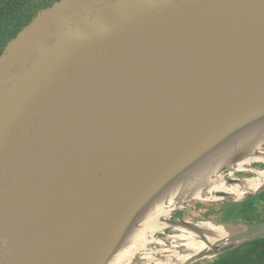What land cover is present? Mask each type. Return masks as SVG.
<instances>
[{"label": "water", "instance_id": "water-1", "mask_svg": "<svg viewBox=\"0 0 264 264\" xmlns=\"http://www.w3.org/2000/svg\"><path fill=\"white\" fill-rule=\"evenodd\" d=\"M239 115L243 128L257 126L253 143L231 145L213 178L264 163L255 159L264 154V0H57L41 9L0 54V264H100L114 220L195 164L196 150L184 155L190 146L205 139V151L243 134L217 129ZM252 171L226 178L237 188L230 200L264 191V170ZM179 198L172 213L207 200ZM170 217L161 219L184 227L171 223L179 233L165 228L171 242L149 248L191 256L162 264L264 237V220ZM194 225L226 236L192 241ZM148 256L167 254L140 251L131 264Z\"/></svg>", "mask_w": 264, "mask_h": 264}, {"label": "bare ground", "instance_id": "bare-ground-1", "mask_svg": "<svg viewBox=\"0 0 264 264\" xmlns=\"http://www.w3.org/2000/svg\"><path fill=\"white\" fill-rule=\"evenodd\" d=\"M258 111H260V109L255 113H258ZM262 119H264V115L259 118V120ZM256 127L257 126L243 128L241 115L236 118L233 116L230 117V119L220 121L217 124V129L222 130L223 135L227 130L229 136V131L237 129L243 132L239 137L233 140L232 137H230L227 142L218 137L213 141L217 144L210 146L205 151H203L205 139H203V142L198 141L196 144L190 146L184 155L192 154L194 150H196L197 155L202 158L196 157V163L192 166L191 164L193 161L185 165L182 169L178 171L175 170L174 172L176 173H174V176L164 183L156 192L146 193V190L142 193L137 208H133V206L126 208L120 216L114 220V224L111 228V237L103 241L104 244L101 245L99 252L96 253H101V255L95 256V262L100 264H131L134 261L133 257L135 254L140 251L167 254V256L163 258H157L155 256L145 257L143 260H146L147 264H162L163 262L176 261L179 257H181L180 259L190 257L191 254L187 252L181 253V250L176 246H171L169 249L149 248V243L151 242L164 243V240L157 238L155 234L169 227L171 223H174L166 219L163 220L161 217L172 216L171 209L176 206L175 203L180 199L179 196L181 195L186 196V194H194L201 198H205L203 197V192H201L204 188L226 192H234L237 190V188H231L226 185V178L222 176L213 178L211 174H214L216 170H218V167L227 163L229 159L227 158V153L231 145H242L243 142H245V144L246 142L253 143ZM255 138L258 140L260 138V133H258ZM182 156L180 158H182ZM255 159L264 160V154L257 155ZM178 163L179 162L176 164ZM231 163L232 162H230V164ZM168 169V171L172 172L175 167ZM197 182H199V184H196ZM258 186L259 183L252 186L251 191L256 190ZM153 188L154 186L152 190ZM148 194L151 195L144 200L145 196H148ZM173 225L184 227L181 222L174 223ZM203 226L204 225H194L188 228L189 232H191L192 241H196L195 236H198L203 238L205 242L208 241L211 243L218 238L226 236L222 227L211 228L212 230H210L209 233ZM198 241L204 243L202 240Z\"/></svg>", "mask_w": 264, "mask_h": 264}, {"label": "trees", "instance_id": "trees-1", "mask_svg": "<svg viewBox=\"0 0 264 264\" xmlns=\"http://www.w3.org/2000/svg\"><path fill=\"white\" fill-rule=\"evenodd\" d=\"M32 1L33 0H0V54L7 43L17 35L22 27L27 25L41 9L52 5L57 0H45L35 6H31ZM222 203L230 206L227 208V210H229L228 213H231L232 209H235L236 206L239 205L235 201H225ZM231 205L233 206L231 207ZM224 214L226 215L224 218L226 220L231 219L241 221L244 218L247 222L257 220V215L254 213L248 214L245 212ZM245 214H247L246 217L242 216ZM243 245H245L243 248H248V255L254 258V260L247 264H264V237Z\"/></svg>", "mask_w": 264, "mask_h": 264}, {"label": "flooded vegetation", "instance_id": "flooded-vegetation-1", "mask_svg": "<svg viewBox=\"0 0 264 264\" xmlns=\"http://www.w3.org/2000/svg\"><path fill=\"white\" fill-rule=\"evenodd\" d=\"M244 167H245L244 171L236 170L234 171V174L240 178H249L251 176H254V172L252 171V169L264 170V163L254 162L253 164H246ZM225 201L229 202L232 200L226 199ZM236 203L239 205L236 206L235 209H232L231 213H228L229 210L227 209L224 210V207L222 206L223 212L226 214L245 213V212L248 214L254 213L255 215H257L256 221L264 220V191L261 192L260 194L247 198L243 201H237ZM203 204H205L204 201L198 200L195 206L191 204L192 206L189 205L188 207L187 206L184 207V209L176 210L174 213V216L176 218L181 217L183 219L191 218L193 213H195L198 209L203 208L202 206ZM244 221H247V220H244ZM256 221H253V222H256ZM244 246L245 245L239 248H236L235 250L233 249V251L230 250V251L224 252L220 255L215 256L214 258L208 261H205V262L197 261L194 264H247L251 262L252 260H254V258L248 255V248H243Z\"/></svg>", "mask_w": 264, "mask_h": 264}, {"label": "rangeland", "instance_id": "rangeland-1", "mask_svg": "<svg viewBox=\"0 0 264 264\" xmlns=\"http://www.w3.org/2000/svg\"><path fill=\"white\" fill-rule=\"evenodd\" d=\"M44 1L45 0H33L31 6H35L36 4L41 3V2H44ZM245 165H246V163H235L233 165V167L227 168L226 172H223V175L226 176V178L229 179V180H232V179L233 180L234 179H243V178L237 177L234 174V170L235 171L236 170H242V171H244V166ZM228 186H233V184H231L230 181H229L228 182ZM241 191H243V190H241ZM203 197L207 198V200L206 199L192 198V199H188L186 202H182V203L178 204L177 207L173 210V213H172L173 216H174V213H175L176 210L184 209V207H186V206L188 207L191 204L193 206H195L198 200H202L205 203V204L202 205L203 208L198 209L195 213H193L192 214V217L191 218H188L189 220H198L200 218H206L207 217V218L214 219V220H219V221H224V220L225 221H228V222L229 221L230 222L231 221H239V220H231V219L230 220H226V219H224L226 215L223 212L222 206L224 207V210L227 209V208H229L230 206L227 205V204L223 205L222 202L225 201L226 199H232V195L230 193H227V192L222 191V190L221 191L214 190L212 192L204 191L203 192ZM234 197H236V196L234 195ZM232 206L233 205H231V207ZM172 209H171V211H172ZM173 216L170 219H172V220L177 219L175 216L174 217ZM242 216L246 217L247 214L242 215ZM166 231H168V232L170 231V233H172V234H178L179 233L178 230H176L174 228H167ZM155 236L157 238H161V239L166 240V241H169V242H171V240H172L171 238H169V236H167L165 233H162V232H157L155 234ZM150 246L151 247H154V246H156V247H162L157 242L151 243ZM143 255H144L143 253L142 254L140 253V254L136 255V258L135 259L140 258ZM212 258H214V257H212ZM212 258L203 260V262L208 261V260H210Z\"/></svg>", "mask_w": 264, "mask_h": 264}]
</instances>
